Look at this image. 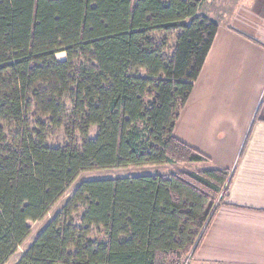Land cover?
Here are the masks:
<instances>
[{
    "label": "trees",
    "instance_id": "16d2710c",
    "mask_svg": "<svg viewBox=\"0 0 264 264\" xmlns=\"http://www.w3.org/2000/svg\"><path fill=\"white\" fill-rule=\"evenodd\" d=\"M201 1L0 0V264L81 171L127 166L194 165L81 181L15 264L197 251L233 178L173 135L217 30Z\"/></svg>",
    "mask_w": 264,
    "mask_h": 264
},
{
    "label": "crops",
    "instance_id": "0c3cea01",
    "mask_svg": "<svg viewBox=\"0 0 264 264\" xmlns=\"http://www.w3.org/2000/svg\"><path fill=\"white\" fill-rule=\"evenodd\" d=\"M197 14L217 24L173 129L233 171L189 264H264V0H228Z\"/></svg>",
    "mask_w": 264,
    "mask_h": 264
},
{
    "label": "rangeland",
    "instance_id": "374dc122",
    "mask_svg": "<svg viewBox=\"0 0 264 264\" xmlns=\"http://www.w3.org/2000/svg\"><path fill=\"white\" fill-rule=\"evenodd\" d=\"M239 1V0H238ZM247 0H244L246 2ZM200 8L202 7L204 12L215 10H228L230 8V3L228 0H202L200 3ZM215 9V10H214ZM57 60H64L66 55L64 52L56 53ZM140 75H145L144 71H139ZM96 132V126H92L90 129L89 137L93 138ZM80 140V138H78ZM47 141L51 146H62L65 144V136L62 130H51L47 133ZM80 146V143H78ZM194 165L186 164H160V165H143V166H127L119 168H108V169H90L84 170L79 173L77 178L73 183L64 191L62 196L49 208L47 214L40 220L35 222H30V231L25 239L17 246L15 251L6 259L3 264H15L25 250L31 245L40 231L44 226L52 219V217L60 210L62 205L66 200L72 195L74 189L83 180L90 179H101V178H111V177H128L141 174H167L169 172L177 170H189ZM217 203V202H216ZM189 258H184L183 263L187 264Z\"/></svg>",
    "mask_w": 264,
    "mask_h": 264
}]
</instances>
